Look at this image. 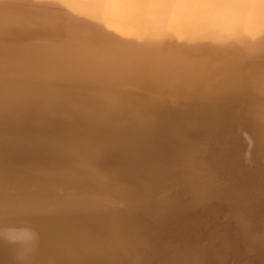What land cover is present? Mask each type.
<instances>
[{"label": "bare ground", "instance_id": "obj_1", "mask_svg": "<svg viewBox=\"0 0 264 264\" xmlns=\"http://www.w3.org/2000/svg\"><path fill=\"white\" fill-rule=\"evenodd\" d=\"M0 264H264V0H0Z\"/></svg>", "mask_w": 264, "mask_h": 264}, {"label": "rangeland", "instance_id": "obj_2", "mask_svg": "<svg viewBox=\"0 0 264 264\" xmlns=\"http://www.w3.org/2000/svg\"><path fill=\"white\" fill-rule=\"evenodd\" d=\"M221 144V143H220ZM219 146H223V145H219ZM220 152H221V150L219 151L218 150V153L219 154H217V155H220ZM244 165H247V164H244ZM246 167V166H245ZM247 167H250V166H247ZM253 167V166H252ZM229 175V174H228ZM225 179V180H222V179ZM223 178H220V179H218L217 181H219L223 186H228V187H231V185L233 184V183H235V181H236V179L234 180V179H230V178H228V176H227V173H226V176H224ZM215 179H216V177H215ZM229 179V180H228ZM232 182H231V181ZM227 181V182H226ZM228 182H230V183H228ZM224 193V194H223ZM222 194L223 195H221V197H220V202H218L217 204L219 205H221V206H224V207H226V204H227V206H228V208L230 207V208H238V206L239 207H241L240 205H238V203L240 204V203H243V201H241V199L239 200L238 198H240L239 196H238V194H237V192L234 190V189H232V191L229 193V192H227L229 195H232V196H229L228 194H226L225 193V191L223 192ZM226 195V196H225ZM223 196V197H222ZM224 198V199H223ZM225 198H226V200L228 201H226L225 200ZM230 198V199H229ZM223 202V203H222ZM225 202V203H224ZM222 203V204H221ZM244 204V203H243ZM237 205V206H236ZM245 205V204H244ZM243 205V206H244ZM215 219V220H214ZM225 219V220H224ZM222 220V221H221ZM216 221V222H215ZM218 221V222H217ZM224 221V222H223ZM208 224H206V226H205V229H206V231L207 232H210L211 230H220V231H225L226 230V225L228 224L227 223V220H226V217L225 216H223L222 217V214H221V216L219 215V216H216L215 218H213V219H211V220H209L208 222H207ZM212 224V225H211ZM225 227V228H224Z\"/></svg>", "mask_w": 264, "mask_h": 264}]
</instances>
